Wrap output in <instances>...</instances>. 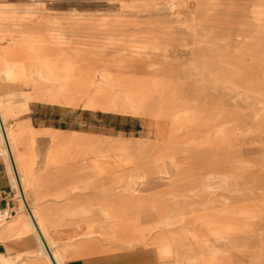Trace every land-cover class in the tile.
<instances>
[{
	"label": "rangeland",
	"instance_id": "rangeland-1",
	"mask_svg": "<svg viewBox=\"0 0 264 264\" xmlns=\"http://www.w3.org/2000/svg\"><path fill=\"white\" fill-rule=\"evenodd\" d=\"M0 43L3 69L22 61L23 93L35 71L56 101L82 104L99 158L96 171L82 160L83 201L128 189L123 227L140 235L101 254L264 264V0H0ZM71 217L73 242L93 222L111 234L95 213L81 228Z\"/></svg>",
	"mask_w": 264,
	"mask_h": 264
},
{
	"label": "crops",
	"instance_id": "crops-1",
	"mask_svg": "<svg viewBox=\"0 0 264 264\" xmlns=\"http://www.w3.org/2000/svg\"><path fill=\"white\" fill-rule=\"evenodd\" d=\"M2 44L0 43V204L3 193L13 192L15 188V172L23 182L27 198L44 221L46 238L58 249L62 264H119L118 259L113 261L110 255L101 254L107 251L102 241L107 240V245L113 246L117 241H130V235L138 234L136 227L127 230L123 227H133L131 219L122 222L129 215L123 207V200L128 199V189L109 197L95 194L88 202L83 201L82 191L93 185L91 181L82 180V160H90L92 163L86 167L95 170L99 167V158L97 153L82 146V104L56 101L55 88L43 85L35 76V71L31 72L29 80L27 78L32 84L31 91L23 93L22 86L14 82L18 81L19 76L24 77L22 61L17 63L16 60L12 66L5 59L6 66L3 69ZM72 108L74 112H79L78 127H72ZM4 126L10 133L9 140L7 138L9 144L6 145L9 155L6 154L5 142L1 136V130L5 131ZM72 195H76L74 199ZM82 206H98L102 211L108 212L105 221L110 222L111 234L102 235L103 239H99L98 232H94L93 222L81 233L82 237L73 242L75 231L71 216L78 217V226L83 227ZM20 212L21 208L17 215ZM94 213L101 218L98 210L92 209V214ZM30 216L35 222L33 214ZM9 222L8 225H0V264H56L50 246L39 233L45 243V249L43 248L25 215Z\"/></svg>",
	"mask_w": 264,
	"mask_h": 264
},
{
	"label": "bare ground",
	"instance_id": "bare-ground-1",
	"mask_svg": "<svg viewBox=\"0 0 264 264\" xmlns=\"http://www.w3.org/2000/svg\"><path fill=\"white\" fill-rule=\"evenodd\" d=\"M25 14V13H24ZM51 34V33H50ZM4 36V35H3ZM53 37V36H52ZM54 38H57V39H63V38H65L64 37V35H63V33H57L55 36H54ZM17 51V50H16ZM64 53V52H63ZM69 61V60H68ZM67 64H69V63H67ZM44 65V64H43ZM47 66V65H46ZM65 67V66H64ZM66 68V67H65ZM68 72V71H67ZM70 72V71H69ZM52 74V72H51V70H49V74ZM54 74V73H53ZM107 76V75H106ZM108 77V76H107ZM64 78V77H63ZM65 79V78H64ZM63 81V80H62ZM38 83V82H37ZM93 84V83H92ZM40 85V84H39ZM66 85V84H65ZM61 88H63V87H61ZM63 90V89H62ZM98 90V89H97ZM38 92V91H37ZM22 94V93H21ZM54 94V93H53ZM35 95V94H34ZM38 96V95H37ZM28 100V99H27ZM55 101V100H54ZM50 102V101H49ZM53 103V102H52ZM7 105V104H6ZM122 106V105H121ZM7 111V110H6ZM2 114V113H1ZM20 114V113H19ZM5 118H6V116H5ZM1 123V122H0ZM4 128H5V131L3 130H1V136H3V140H4V142H5V146L7 145V144H9V142H8V140H9V132H8V129H7V127L6 126H4ZM27 131H29V130H27ZM26 131V132H27ZM4 132V133H3ZM6 135H7V137H6ZM7 138H8V140H7ZM11 143V142H10ZM82 146L83 147H85L88 151H91V152H94V153H97V152H95L94 151V149H93V146H92V144H88V143H86L85 141H83L82 140ZM6 148V154L7 155H9V152H8V150H7V146L5 147ZM124 157V156H123ZM97 159V158H96ZM124 159V158H123ZM95 160V159H94ZM12 165V164H11ZM17 166V165H16ZM96 166V165H95ZM20 167V166H19ZM163 167H164V165H163ZM11 171V170H10ZM22 172V171H21ZM14 174H15V178H14V181H15V191H16V197H17V200L19 201V204H18V212L20 211V207L22 208V211L18 214L19 215V218H13V219H11V221H14V220H16V219H20V217H21V215H25L27 218H28V220H29V224L32 226V228L35 230V232L37 233V235H38V240H40V243L42 244V246H43V248L45 249V243H44V241L42 240V238H41V236H40V234L39 233H41L42 235H43V237H44V240H45V242H46V244H48L49 246H50V248H51V252H52V254H53V257H54V260H55V262H56V264H62V260L60 259V255H59V251H58V249L57 248H54V243H51L47 238H46V234H47V232H46V225H45V223H44V221L42 220V218L39 216V214H38V211H37V208L31 203V201L27 198V196H26V190H25V188L23 187V182H22V180L19 178V176H18V174L17 173H15L14 172ZM22 176V175H21ZM26 184V183H25ZM123 202L124 203H127L126 202V200L124 199L123 200ZM19 205H20V207H19ZM123 207L125 208V210L126 211H128V213H129V215H130V213H131V210H132V208L131 207H129V206H127V205H123ZM29 209V210H28ZM92 209H95V210H98L99 211V213L101 214V218H100V222L102 223V221L103 222H108V221H105V218H106V215H109V213L108 212H106V211H102L101 209H100V207H98V206H96V207H90V206H82V219H86V218H88L91 214H92ZM30 214H33V216H34V218H35V222H34V220H32V218H31V216H30ZM129 215L128 216H125V218L124 219H122V222H125V221H129L130 220V218H129ZM8 223H10V222H7V223H4V224H2V226H4V225H8ZM135 224V223H134ZM97 225L98 224H96L95 223V229H94V232H98V228H97ZM110 226V225H109ZM136 228H138V235H140V227L139 226H137ZM51 233V232H50ZM93 233V232H92ZM50 236V235H49ZM164 244H160V246L158 247V251L162 254V253H168L167 252V247H168V245L166 244L167 242H163ZM173 252L174 253H172V255H174L175 256V251L173 250ZM208 257V256H207ZM206 259V258H205ZM204 259V260H205ZM212 260V259H211ZM53 263V262H52ZM207 263V262H206ZM51 264V263H50ZM194 264V263H193ZM195 264H203V262H201L200 260L198 261V259H197V261H196V263Z\"/></svg>",
	"mask_w": 264,
	"mask_h": 264
},
{
	"label": "built area",
	"instance_id": "built-area-1",
	"mask_svg": "<svg viewBox=\"0 0 264 264\" xmlns=\"http://www.w3.org/2000/svg\"><path fill=\"white\" fill-rule=\"evenodd\" d=\"M17 212L18 204L15 189L13 192L3 193L0 204V225L9 222L17 215Z\"/></svg>",
	"mask_w": 264,
	"mask_h": 264
}]
</instances>
